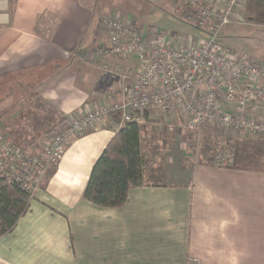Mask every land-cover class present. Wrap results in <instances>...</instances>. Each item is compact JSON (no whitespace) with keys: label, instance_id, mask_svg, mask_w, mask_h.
I'll return each instance as SVG.
<instances>
[{"label":"crops","instance_id":"crops-1","mask_svg":"<svg viewBox=\"0 0 264 264\" xmlns=\"http://www.w3.org/2000/svg\"><path fill=\"white\" fill-rule=\"evenodd\" d=\"M180 1L168 0L169 11ZM112 17L144 30L158 8L145 0H15L11 7L0 0V133L38 153L53 125L119 100L121 82L96 55ZM114 64L135 67L136 60ZM120 125L109 114L65 146L27 212L0 237V264H264L257 157L216 164L170 156L162 165L143 156L141 127L143 185L129 189L120 207L83 199L91 168Z\"/></svg>","mask_w":264,"mask_h":264},{"label":"built area","instance_id":"built-area-1","mask_svg":"<svg viewBox=\"0 0 264 264\" xmlns=\"http://www.w3.org/2000/svg\"><path fill=\"white\" fill-rule=\"evenodd\" d=\"M183 2L181 17L198 32L196 36L138 29L117 17L106 19V41L96 55L105 74L121 82L119 100L58 123L37 154L0 133V178L33 196L46 167L57 162L72 138L96 128L110 113L119 114V124L141 122L152 114L168 131L207 126L264 136V58L235 52L221 41L226 26L243 22L247 0ZM258 25L264 28V21ZM129 57L136 60L135 67L114 64ZM232 157L226 148L214 155L219 164Z\"/></svg>","mask_w":264,"mask_h":264},{"label":"rangeland","instance_id":"rangeland-1","mask_svg":"<svg viewBox=\"0 0 264 264\" xmlns=\"http://www.w3.org/2000/svg\"><path fill=\"white\" fill-rule=\"evenodd\" d=\"M145 1L156 5L158 8V17L157 19L150 17L144 24H147L149 27L157 26L162 32L173 31L172 33L176 35H198V32L193 29L191 24L180 21V19L183 20L181 13L185 9L183 8L185 2L180 1L170 5V12L168 0ZM123 4L127 5L126 2ZM176 10H179V13ZM103 30L105 31L104 26ZM221 41L235 52H244L251 57L264 58V28L256 23H249L243 20V22L238 24L234 23L226 26L221 33ZM110 114L114 116L115 113ZM149 117L154 119V117L156 118L158 116L151 115ZM157 122L155 123L152 120L146 119L144 120L145 124L143 123L141 125L143 156L149 157L151 161L163 165L166 163L167 158L173 156L180 159L183 157L185 160L194 162L196 160L208 163L215 161L214 163L218 164L216 162L217 160H213V157L220 148H226L231 151L234 159L236 154L245 155V157H249L248 159L253 156V159L257 157V161H255V164L252 163V165L264 166V136L254 137L243 133L224 132L219 128L207 126L193 131H188L180 127L175 128L173 131H168L162 127L164 125L161 120H157ZM57 124L53 125L50 132L53 131V128ZM153 124L158 125L154 126ZM44 139L45 136L40 139V146L42 148ZM151 140H155V142ZM26 151L31 154H37L28 150ZM184 159H181V161H185ZM248 163L251 164V162ZM148 168H151V163H149ZM145 182H151V178L146 179Z\"/></svg>","mask_w":264,"mask_h":264},{"label":"trees","instance_id":"trees-1","mask_svg":"<svg viewBox=\"0 0 264 264\" xmlns=\"http://www.w3.org/2000/svg\"><path fill=\"white\" fill-rule=\"evenodd\" d=\"M8 3L12 6L15 0ZM243 18L249 23L263 22L264 0H247ZM180 21L185 23L182 19ZM114 116L119 122V114ZM146 118L144 115V120ZM140 128L136 121L120 125L94 162L82 193L83 199L102 207H120L129 189L143 185ZM55 167L56 162L46 167L43 180L52 175ZM32 197L14 183L0 178V237L9 233L27 212Z\"/></svg>","mask_w":264,"mask_h":264}]
</instances>
